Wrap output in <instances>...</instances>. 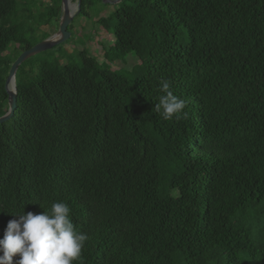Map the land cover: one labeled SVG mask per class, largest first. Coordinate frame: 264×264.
Masks as SVG:
<instances>
[{
	"label": "trees",
	"instance_id": "obj_1",
	"mask_svg": "<svg viewBox=\"0 0 264 264\" xmlns=\"http://www.w3.org/2000/svg\"><path fill=\"white\" fill-rule=\"evenodd\" d=\"M18 1L0 0V117L12 64L48 38L33 39ZM53 1L38 10L50 27ZM100 25L110 63L137 58L129 76L86 49L78 65L18 70L0 125V238L12 214L65 201L89 237L74 264H264V0H123ZM162 78L186 116L156 112Z\"/></svg>",
	"mask_w": 264,
	"mask_h": 264
},
{
	"label": "clouds",
	"instance_id": "obj_2",
	"mask_svg": "<svg viewBox=\"0 0 264 264\" xmlns=\"http://www.w3.org/2000/svg\"><path fill=\"white\" fill-rule=\"evenodd\" d=\"M158 90L161 95L154 108L164 120L187 115L183 111L187 101L173 93L169 80L162 78ZM43 209L40 213L12 214L17 218L8 221L0 238V264H13L17 256L15 264H74L82 259L89 237L76 230L69 204L55 201L50 209Z\"/></svg>",
	"mask_w": 264,
	"mask_h": 264
},
{
	"label": "rangeland",
	"instance_id": "obj_3",
	"mask_svg": "<svg viewBox=\"0 0 264 264\" xmlns=\"http://www.w3.org/2000/svg\"><path fill=\"white\" fill-rule=\"evenodd\" d=\"M51 2L54 1L52 0H19L18 1V5H17L18 14L23 8H27V10H30L31 7H33V12H29V13L27 12V14L34 17L32 23H30L29 26L34 32L33 39L37 40L38 42H40L43 39H46L47 37L48 38L52 37L59 31V26L57 24H55L53 27L46 26L43 24L44 19H46L47 17L44 18L38 17L39 15L38 10L41 9L42 11H45L46 6L48 5L47 3L51 4ZM115 6L116 5H111L103 2L97 3L93 11H87V13L91 17V21H85L83 19H79L80 17L73 21V23L70 25L68 29V31L71 34L70 39H68L65 43L61 44L60 46H57L52 50H48L35 57H32L31 59L38 64L45 61L48 62L61 61V63L66 62L67 64L78 65L79 60L77 58L76 52L86 49L92 56L98 59L100 64L102 63L109 64L112 66L111 68L113 71L122 70L121 71L122 74L124 73L125 75L129 76L130 72L133 71L131 68L133 62L138 61L133 54L127 56L125 60H120V61L115 60L112 63H110L106 59V55H105V52L108 51L109 48L113 46L114 36H112L113 32L112 31L109 32L106 29H104L100 25V22L106 16L107 17L109 16V14L114 10V8H116ZM101 11L103 12L102 15L96 17L95 13ZM248 13L250 14L251 12ZM16 22L18 23V20H16ZM253 36H254L253 32H248L246 34V39L249 42H252ZM25 37L28 38L29 35H26ZM18 38L20 37L18 36ZM21 50H22L21 44L17 43L11 49V51L5 53L4 55L8 56V58L13 60L14 58H17L18 54L21 53ZM26 67L29 68L28 63H26Z\"/></svg>",
	"mask_w": 264,
	"mask_h": 264
},
{
	"label": "water",
	"instance_id": "obj_4",
	"mask_svg": "<svg viewBox=\"0 0 264 264\" xmlns=\"http://www.w3.org/2000/svg\"><path fill=\"white\" fill-rule=\"evenodd\" d=\"M61 2L63 6V12L59 23V31L47 40H44L43 42L35 45L33 48L24 51L11 66L8 78L5 83V90L9 97V108L8 112L4 116L0 117V125L7 123L15 116L17 110L16 76L21 65L27 62L32 57H35L41 53H44L48 50L54 49L57 46H60L71 37L68 28L74 20V13L70 10L68 0H61ZM120 2L121 0H116L110 2L109 4L117 5Z\"/></svg>",
	"mask_w": 264,
	"mask_h": 264
},
{
	"label": "flooded vegetation",
	"instance_id": "obj_5",
	"mask_svg": "<svg viewBox=\"0 0 264 264\" xmlns=\"http://www.w3.org/2000/svg\"><path fill=\"white\" fill-rule=\"evenodd\" d=\"M113 1H116V0H68L69 6H70V10L74 13V20H76L77 18L80 17L79 19H83L85 21H91V17L87 13V11H93V9L96 7L97 3H99V2L102 3L103 2V3L109 4L110 2H113ZM122 1L123 0H121V2ZM120 3H118V4H120ZM47 4L50 7L53 6V2H51V4L50 3H47ZM62 12H63V6H62V2H60L58 26H59V23H60V19L62 17ZM102 13H103L102 11L101 12H97V13H95V16L96 17L101 16ZM73 21H72V23H73Z\"/></svg>",
	"mask_w": 264,
	"mask_h": 264
}]
</instances>
